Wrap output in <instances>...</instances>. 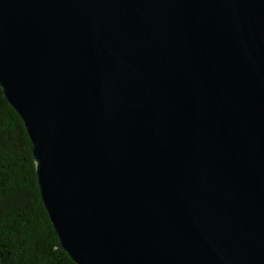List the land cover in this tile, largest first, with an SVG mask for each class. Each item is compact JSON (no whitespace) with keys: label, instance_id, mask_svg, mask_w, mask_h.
Masks as SVG:
<instances>
[{"label":"water","instance_id":"95a60500","mask_svg":"<svg viewBox=\"0 0 264 264\" xmlns=\"http://www.w3.org/2000/svg\"><path fill=\"white\" fill-rule=\"evenodd\" d=\"M0 88L75 264H264V0H0Z\"/></svg>","mask_w":264,"mask_h":264},{"label":"trees","instance_id":"16d2710c","mask_svg":"<svg viewBox=\"0 0 264 264\" xmlns=\"http://www.w3.org/2000/svg\"><path fill=\"white\" fill-rule=\"evenodd\" d=\"M0 264H75L62 250L43 205L24 122L1 88Z\"/></svg>","mask_w":264,"mask_h":264}]
</instances>
